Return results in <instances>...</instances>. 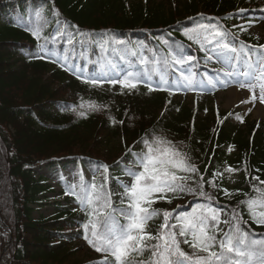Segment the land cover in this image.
<instances>
[{"label":"trees","instance_id":"obj_1","mask_svg":"<svg viewBox=\"0 0 264 264\" xmlns=\"http://www.w3.org/2000/svg\"><path fill=\"white\" fill-rule=\"evenodd\" d=\"M241 7L246 10L244 16L264 17V0H0V28L10 35L0 39V213L14 236L11 264H95L101 259L103 254L84 239L82 225L87 217L71 207V202L81 207L73 194L66 198V205L57 204L54 217L34 216L52 190L43 182L45 175L38 173L72 163L95 169L106 164L108 186L115 193L113 206L119 208L123 188L118 181L126 175L122 164L116 162L123 158V164L129 163L132 157L127 150L139 152L146 134L172 141L206 179H212L216 171L223 173V179L217 181L221 190L207 183L204 190L215 197L212 203L222 207L225 214L245 197L236 193L228 198L222 189L246 193L250 192L252 177L264 180V120L199 101L187 104L172 93L153 87L149 91L145 83L121 91V86L114 90L110 84L92 87L81 78L97 76L103 62L120 61L126 47L139 51L143 45L160 50L144 55L149 61L163 57L171 45L184 57H194L186 63L197 74L202 73L205 49L181 31L207 22L229 33L228 41L237 49L241 43L258 48L250 35L231 24L241 16ZM13 8H17V15L8 17ZM37 11L43 17L38 26L44 49L66 56L72 65L86 67V72L73 73L40 57L32 35ZM27 12L35 19V27L10 28L2 19L24 21ZM59 22L64 25L63 36L54 34ZM69 37L72 44L67 43ZM100 44L106 51H101ZM138 58V54L125 57L122 65L130 60L137 67L129 70H140L144 66ZM176 66L165 71L177 73ZM153 77L157 80L159 75ZM89 103L98 107L89 109ZM80 111L86 115L80 116ZM229 166L238 170L234 183L225 171ZM207 202L182 193L171 203L158 201L153 207L168 211L179 208V213ZM238 211L248 222L243 225L245 230L255 232L259 239L264 234L262 227L249 218L246 206L241 205ZM225 218L222 215L221 219ZM119 219L123 222V217ZM161 223L162 214L148 222L153 235ZM71 227L79 229L68 233ZM181 247L191 251L187 245ZM149 254L146 251L144 258Z\"/></svg>","mask_w":264,"mask_h":264},{"label":"snow or ice","instance_id":"obj_2","mask_svg":"<svg viewBox=\"0 0 264 264\" xmlns=\"http://www.w3.org/2000/svg\"><path fill=\"white\" fill-rule=\"evenodd\" d=\"M35 15L37 21L43 19L40 11ZM32 35L40 39L39 26L32 31ZM57 35L63 36L64 33L58 31ZM184 35L188 40L199 44L202 50L207 45H213L212 51L220 55L229 52L235 54L231 59L239 63V50L228 41L229 33L218 26L197 24L191 29H185ZM67 43H73L71 37ZM100 48L101 51H106L104 44H100ZM240 50L245 53L244 70L238 71L236 63H233V70L220 71L226 78L238 75L244 77V80L236 81L242 88L247 86L254 89L258 83L260 99L264 102V45L256 48L241 43ZM253 53H256L255 56ZM132 55L135 56L136 52L132 51ZM121 59L125 57L121 56ZM193 59L191 56L184 57L179 49L169 45V51L163 57H155L149 61L141 55L139 63L144 67L140 70H125L123 75L115 72L81 78L92 87H99L104 83L119 84L123 91L136 89L139 84L150 81L157 74L160 83L168 85L166 77L171 72L165 69L183 65ZM108 63L113 69L116 68L111 61ZM128 63L133 66L130 60ZM179 78L184 81L183 86L193 87V74L186 75L181 69ZM208 82L215 87L211 78ZM176 84L179 86V79ZM147 86L149 91L153 90L150 83ZM252 98L255 99L254 92ZM97 107L95 104H88L89 109L95 110ZM79 115L84 116L86 112L80 111ZM141 141L144 147L139 152L127 150L132 157L129 163L123 164V158L116 162L118 165L122 164L123 173L131 177L130 182L118 181L123 188V192L119 193L121 207L113 206L112 197L115 193L108 186L109 166L106 164H98L94 170L104 169L102 182L97 183L95 179L87 181L81 174L80 183L68 187V192L76 197L87 217L82 225L84 239L97 253L103 254L95 264H264V234H260L257 239L255 232L245 230L243 225L248 222L238 211L241 205L246 206L249 218L258 225H264V180H260L258 176L252 177L249 181L250 192L246 193H241L239 189L234 192L222 189L228 198L236 193L245 197L236 208L230 210V214H225L222 207H216L212 203L215 197L204 190L206 183L216 191L221 190L217 181L223 179V173L216 171L212 179H206L187 153L180 151L164 136L152 133L149 138L146 134ZM225 171L231 174L238 170L229 166ZM182 193L203 197L208 202L196 203L191 211H182L176 215H173L175 210L153 207L158 201L171 203L172 199ZM116 213L123 217V222ZM161 214L163 223L153 235L147 230L148 222ZM222 215L227 218L221 219ZM182 244L187 245L191 251H185ZM146 251L150 254L144 258Z\"/></svg>","mask_w":264,"mask_h":264},{"label":"rangeland","instance_id":"obj_3","mask_svg":"<svg viewBox=\"0 0 264 264\" xmlns=\"http://www.w3.org/2000/svg\"><path fill=\"white\" fill-rule=\"evenodd\" d=\"M240 22L238 26H240L241 30H243L246 34L250 35L256 42L257 45H264V20H256V19H248V17H240ZM239 28V29H240ZM7 36H10L4 28H0V39H4ZM207 50L212 58V63L217 64L221 69L230 71L233 70L231 65L236 63L235 60L231 59L235 54L232 53H225L224 55H220L218 52L212 51L213 45H207ZM251 51V49H249ZM127 56L132 54L131 50L126 49ZM145 53H151L150 49L144 46L140 52V56ZM256 53H253L255 56ZM244 60H245V53L244 51H239V63H236V69L240 72L244 70ZM116 68L113 69L111 64L109 66L103 65L100 67L101 75L105 73L114 74L115 72H119L121 68L120 62H114ZM74 68V67H73ZM184 73L187 75L189 73L192 74V71L187 68H182ZM209 78H211L212 83L215 84V87L210 84ZM237 79L244 80V77L237 76L235 78H226L223 75V72H214L210 73L206 71L205 78L202 79L201 77L197 78L196 80L193 79V87H185L184 81L179 79V86H177L176 81L178 78L174 76L173 79V91L175 92L176 97L178 100H184L183 102L190 104L194 103L197 100H201L203 103L213 104L224 108L226 110H234L238 109L241 110L244 114L250 115L252 118L257 120L264 119V102L260 99V88L258 83L254 89H250L249 87H240V84L237 83ZM117 85V84H116ZM163 89L168 88V85H162ZM253 92L255 93V99H253ZM209 102V103H208ZM235 122L239 120L234 119ZM101 169L98 171H89L88 169L81 170L78 167H71L69 170H58L56 172L48 171V169H44L40 171L39 175H46L50 181L49 184L53 186L55 189L54 193H50V197H57V200H62L63 198L60 197V191L62 189V183L65 180L69 181H78L79 175L81 173L85 174L89 179L92 178L93 175L100 173ZM98 181V179L96 180ZM131 180H126L125 182H130ZM75 205V203L73 204ZM54 206L50 204L44 205L40 210L34 213L35 217L39 216H50L54 213ZM4 231L2 229V233H0V264H7L5 260L4 253H3V245L6 240V235L3 234ZM7 256V255H6ZM7 258V257H6Z\"/></svg>","mask_w":264,"mask_h":264},{"label":"bare ground","instance_id":"obj_4","mask_svg":"<svg viewBox=\"0 0 264 264\" xmlns=\"http://www.w3.org/2000/svg\"><path fill=\"white\" fill-rule=\"evenodd\" d=\"M2 228H5V227H4V224L2 223V221L0 220V232H1Z\"/></svg>","mask_w":264,"mask_h":264},{"label":"water","instance_id":"obj_5","mask_svg":"<svg viewBox=\"0 0 264 264\" xmlns=\"http://www.w3.org/2000/svg\"><path fill=\"white\" fill-rule=\"evenodd\" d=\"M0 218H1V216H0Z\"/></svg>","mask_w":264,"mask_h":264}]
</instances>
